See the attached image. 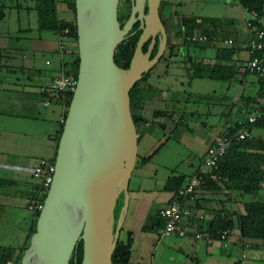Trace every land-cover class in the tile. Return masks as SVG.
Returning <instances> with one entry per match:
<instances>
[{
  "label": "crops",
  "instance_id": "crops-1",
  "mask_svg": "<svg viewBox=\"0 0 264 264\" xmlns=\"http://www.w3.org/2000/svg\"><path fill=\"white\" fill-rule=\"evenodd\" d=\"M30 1L32 0H22V3L31 7ZM57 10L58 18H72L71 14L62 8ZM20 15L23 17H19ZM20 15L12 18L11 26L0 28V138L4 141L3 150L0 149V179L8 181L0 184V187H5L4 190L0 188V209H6L8 206L3 204L4 201L1 202L4 198L24 200L26 209L27 197L33 191L34 183L27 169L37 159H49L52 156V137L59 129L60 108L53 100L43 105L44 97L39 88L45 86L48 80L60 71L61 60L70 58L57 54V36L54 33L38 32L35 29V14L32 10H26ZM187 16L213 20L215 29L210 38L211 42L203 46L202 53L195 58L208 65L219 61L230 66L231 74L227 81L202 79L205 80V86L218 82L216 86L226 93V100L219 102V105H230V108L227 112L223 108V111L219 112L222 114L215 115L208 125L188 128L181 121L184 115L176 114L183 113L180 112V104L176 105L177 100L173 98L166 102L169 92L171 96L178 92L170 91L171 89L166 87V90H160L148 83L147 78L139 82L140 88L151 89L148 95L146 94L149 97L151 94V97L145 102H154L156 108L144 114V102L140 114L147 122H139L136 128V157L128 179L127 206L121 223L122 233L130 232L132 240L126 264H237L234 257L231 258L235 251L239 252V258L244 260L243 264H264V248L261 247L260 240L238 239L235 215L230 213V210L237 213L242 207L236 202L238 194L233 190L228 191L227 202L224 200L222 203L223 195L220 191L198 187L193 197L182 199L180 204L191 215L180 223L185 229L191 227L195 220L194 215L201 217L196 223L199 229L198 225L202 226L212 219L215 211L228 208L225 211L228 213H221L232 222L225 247L218 241L205 243L176 235L162 238L157 236L162 225L157 215L158 210L164 207L171 197V194L163 189L166 177L174 174L189 176L199 167L202 154L213 137L233 126L240 115L249 109L253 97L261 88L258 78L244 69L249 59L246 46L248 35L244 24L250 21L252 25L264 31V0H261L256 21L250 11L240 6L237 0H218L213 3L212 8L208 5L204 12ZM207 24L206 22L205 25ZM222 49H227L228 53H222ZM186 65L188 67V63ZM193 79L201 80H190ZM228 89L231 90L230 93H227ZM210 90L200 97L215 95V92ZM156 100L161 101L160 106H156ZM165 109L168 110L166 114H170V118L160 116L151 120L153 110ZM52 125L55 128H52ZM246 131L250 137L264 138V128L254 127ZM167 141L170 144L159 159L158 152ZM146 157L145 161H141ZM179 161L186 164V172L173 170ZM259 196H264V176ZM15 211L16 209L12 208L10 214L6 213L10 216L7 224L0 221V246L11 247L16 253V249L24 246L27 241L33 217L26 209L28 216L20 217V220L14 223L11 220L16 216ZM5 240H15L16 243H6Z\"/></svg>",
  "mask_w": 264,
  "mask_h": 264
},
{
  "label": "water",
  "instance_id": "water-1",
  "mask_svg": "<svg viewBox=\"0 0 264 264\" xmlns=\"http://www.w3.org/2000/svg\"><path fill=\"white\" fill-rule=\"evenodd\" d=\"M159 1L130 0L127 18L119 25L118 0H73L75 86L56 142L51 180L18 264H68L78 242L79 264H112L136 157L128 92L165 47ZM135 22L139 34L127 67L120 68L113 62L114 50ZM156 32L159 40L149 58Z\"/></svg>",
  "mask_w": 264,
  "mask_h": 264
},
{
  "label": "trees",
  "instance_id": "trees-1",
  "mask_svg": "<svg viewBox=\"0 0 264 264\" xmlns=\"http://www.w3.org/2000/svg\"><path fill=\"white\" fill-rule=\"evenodd\" d=\"M7 2H13L14 5H8ZM31 7H24L26 10H32L35 14V29L39 32L48 31L57 35H63L71 39L75 43V26L73 20V0H32ZM160 1V6H161ZM240 6L248 11H253L256 15H259L261 8V0H237ZM22 0H0V22L5 17V9L13 8L15 10L22 9ZM62 8L65 12L71 14L72 18L69 20L60 19L57 16L58 8ZM175 13V11H174ZM126 18V17H125ZM125 18L122 16H117V21L121 25ZM208 23L205 25V23ZM214 23L213 20H208L204 18L196 19L194 16H184L180 17V36L179 43L175 46V53H178L179 49H184L187 47L203 48V46L208 45L211 42L210 38L214 35ZM210 27V28H209ZM66 29V33L63 30ZM200 30V31H198ZM194 32H201L206 35L208 41L203 42H191L185 39L186 36H190ZM139 34V29H137L136 24H133L129 33L125 35L122 40L117 44L114 54L113 62L116 66L120 68H126L128 65L129 58L133 51V47L137 36ZM148 40L146 39L142 46V52L145 51ZM171 47V46H170ZM155 47L151 50L150 56L154 53ZM170 49V48H168ZM232 49V48H231ZM231 51V50H229ZM222 53H228L227 49H222ZM263 51L254 52L256 56L262 55ZM172 53L169 51L168 56ZM188 63L187 67V78L190 80L192 78L199 79H212V80H229L231 74L230 66L223 65L219 61L212 65L204 64L195 57H191L185 53ZM65 61H60V69L67 74L71 73L76 75L77 69V57L76 53L68 56ZM219 60V59H218ZM0 65V69H1ZM147 74L141 76V78L134 83L128 92V109L131 115V119L135 125V130L138 127L139 122H147L142 115L143 103L150 99L147 96L151 89H142L139 87V82L144 81L147 78ZM261 90V88H260ZM259 92H257L258 94ZM44 99L53 100L55 103L58 98L49 97L45 93L41 92ZM147 94V95H146ZM255 97V96H254ZM252 104L249 109L252 108ZM57 99V100H55ZM70 99V94L65 97V105L67 106ZM247 110V111H248ZM244 111L242 115L234 122L232 127H228L224 133H220L219 137H228L238 132L240 130H249L250 128H264V108H262L261 114L252 123H247L245 119ZM166 116L170 118V114H166L163 110H154L151 112V120L156 117ZM192 116V114L190 115ZM151 122V121H150ZM62 123H59V129L52 137V156L49 160H53V155L56 147V142L59 136L60 127ZM205 152L202 154L204 156ZM202 157L200 160L199 167L189 175L184 176L181 174L169 175L166 177L163 189L171 194V197L175 196L177 189L182 187L188 179L193 175L200 177L199 187L203 189H211L220 191L223 196H221V202L225 200L227 202L228 191L233 190L236 192L237 201L241 204V211L235 213L234 210H230V213L235 215L234 223L238 232V239H257L261 241V247L264 248V196H259L260 184L264 176V138H254L247 136L242 139L231 138L229 145L225 153L220 156L214 163V167L208 168L202 165ZM146 158H142L141 161H145ZM30 176V175H29ZM33 180V178L30 176ZM33 190L36 187V182L33 180ZM8 183L5 179H0V184ZM225 191V192H223ZM194 194L191 196L193 197ZM35 196L34 191H31L27 197L28 202L32 200ZM170 197V198H171ZM187 198V197H186ZM181 204L182 199H178ZM169 202V201H168ZM121 205V195L118 196L113 209V217L115 219L119 206ZM228 209V208H227ZM227 209H220L218 212H214L212 219L208 220L202 226L198 225L199 229H204L205 231L215 233L216 230L226 229L230 231L232 227V222L227 220L221 215ZM229 211V210H228ZM228 213V212H225ZM37 212L32 214V225L28 236L33 231L34 220ZM158 215V214H157ZM159 218V217H158ZM160 219V218H159ZM161 220V219H160ZM162 222V221H161ZM204 227V228H203ZM131 233L126 231L122 233L121 226L118 233L117 241L113 247L111 253V263L112 264H126L129 259L130 248H131ZM27 241L24 246L16 249L6 246H0V264H5L6 261H12V264H18L22 250L26 246ZM223 247V246H222ZM81 258V243L78 242L75 251L71 252L68 264H79Z\"/></svg>",
  "mask_w": 264,
  "mask_h": 264
},
{
  "label": "built area",
  "instance_id": "built-area-1",
  "mask_svg": "<svg viewBox=\"0 0 264 264\" xmlns=\"http://www.w3.org/2000/svg\"><path fill=\"white\" fill-rule=\"evenodd\" d=\"M253 19L256 21V14L250 11ZM245 32H247V50L249 52V59L244 65V69L254 74L261 85V90L254 97L252 108L245 113V119L247 123H252L261 114L262 108H264V58L254 55V52L264 50V31L258 29L252 25L250 21L245 24ZM66 33V29L63 30ZM186 40L191 42H207L208 38L201 32H194L190 36L185 37ZM211 40V39H210ZM56 52L59 56H70L76 53L75 43L70 38L57 35L56 37ZM226 42V40H225ZM229 42V40H227ZM264 54V53H263ZM264 56V55H263ZM45 63H48L45 61ZM75 86V76L71 73L65 74L62 69L51 77L45 86L39 88L40 92L45 93L49 97L58 98L56 103L60 108L59 123H62L66 105L65 97L67 94L72 93ZM48 100L43 101V105H47ZM248 136L246 130H240L235 132L231 136H215L211 143L206 147L205 154L202 157V165L208 168L214 167L215 161L222 156L231 140V138L242 139ZM29 175L36 182L34 188L35 196L32 200L27 202L26 209L32 214L38 212L41 207L43 196L50 183L53 172V161L49 159H37L36 162L27 169ZM200 177L193 175L186 183L177 189L175 196L171 197L169 202L158 210V217L162 221L161 228L157 232L159 238L167 237L170 235H176L182 238H190L194 241H203L205 243H211L212 241H218L221 246L225 247L228 242L229 231L226 229L216 230L215 233L205 231L204 229H197L196 223L200 220L199 215H194V222H192L189 229L181 227L180 223L183 219L190 217L191 215L185 209H183L178 199L191 198L195 190L199 187ZM5 264H12V261H6Z\"/></svg>",
  "mask_w": 264,
  "mask_h": 264
},
{
  "label": "rangeland",
  "instance_id": "rangeland-1",
  "mask_svg": "<svg viewBox=\"0 0 264 264\" xmlns=\"http://www.w3.org/2000/svg\"><path fill=\"white\" fill-rule=\"evenodd\" d=\"M160 1L161 6H160ZM158 5V16L161 21H163V24L165 23L166 26V46L163 49L161 55L155 62V64L148 70L147 74V81L153 86H157L156 88H160V90H163L168 88L171 89L170 91H176L175 96H171L170 92L166 96V102H169V100H173L175 98L176 105L180 104V112L183 113H176L177 115L182 114L184 115L182 117V123L186 124L188 128H195L200 127V125H208L214 118V116H220L223 111V108L225 109V112L228 111L230 108V105L221 106L219 105V102L225 101V94L224 92H221L219 89V86H216L218 82H215V84H207L205 86V80H198L193 79L189 80L187 78V65H186V56L187 55L191 57H196L197 55L201 54L203 50L196 47H187L184 49H179L177 51L178 53H175V46L179 43V39H181L180 36V18L187 16V14L197 15L205 11L206 6L213 7V3H217L218 0H160ZM8 5H14L13 2H7ZM22 9L15 10L13 8H6L5 11V17L0 22V28H5L6 26H11L12 18L16 17V15H20L26 11L25 4H22ZM130 9V2L129 0H118L117 7H116V15L122 16V18H125ZM175 11V13H174ZM19 17H23L20 15ZM173 31V33H171ZM171 46V47H170ZM170 48V49H168ZM171 52L172 55L168 56V52ZM142 82V81H141ZM140 82V83H141ZM192 83V84H189ZM210 83V82H207ZM214 83V82H212ZM213 85V86H212ZM165 89V90H166ZM211 89V90H210ZM210 91H214L215 95L211 97H200L201 94L208 93ZM159 92V91H156ZM231 90L228 89L227 93H230ZM178 95V96H177ZM184 95V96H182ZM217 95V96H216ZM225 95V96H224ZM184 97V98H183ZM182 98V99H180ZM157 101L156 106H160L159 100ZM225 104V103H224ZM182 105V106H181ZM175 106V105H174ZM156 108L154 105V102H145L143 106V112L144 114H147V112L151 109ZM179 110L178 108H176ZM154 111V110H153ZM166 112H168L167 109H165ZM175 114V113H174ZM192 114V116H190ZM234 114V113H233ZM160 124L161 120H158ZM158 123V125L160 126ZM52 128H55L52 125ZM160 133V132H159ZM168 140V139H167ZM170 144L169 141H167V144H164L159 152H158V158L161 159L163 153L165 152L166 148ZM4 141L0 138V149L3 150ZM184 153V151L182 152ZM11 160V158H8ZM197 161H195L196 163ZM183 162H178L176 166L173 168V170L177 172H186L187 166ZM7 172V171H4ZM159 172V171H158ZM2 190H4V186L0 187ZM4 201V202H3ZM3 204L8 205L6 209L1 208L0 209V221L2 223L7 224L10 221V216H8L6 213L10 214V210L12 208H15V214L16 216L12 218L11 221L14 223H17L18 220H20V217H26L28 216V212L26 211L24 207V200L21 199H8L4 198L1 200ZM14 207H9L13 206ZM6 214V215H5ZM3 216V220H1ZM6 235L8 232L5 230ZM17 235V234H16ZM6 243L14 244L16 242L13 241H7ZM15 253V252H14ZM239 252L235 251L232 253L231 258L234 257V260L237 264H243L244 260L239 258L238 255Z\"/></svg>",
  "mask_w": 264,
  "mask_h": 264
},
{
  "label": "flooded vegetation",
  "instance_id": "flooded-vegetation-1",
  "mask_svg": "<svg viewBox=\"0 0 264 264\" xmlns=\"http://www.w3.org/2000/svg\"><path fill=\"white\" fill-rule=\"evenodd\" d=\"M129 2H130V0H129ZM159 5V4H158ZM157 10H158V8H157ZM142 12L143 13H145V6L143 7V10H142ZM159 17V16H158ZM126 18H127V16H126ZM125 18V19H126ZM125 19H124V21H125ZM123 21V22H124ZM159 21H160V23H161V25L163 26V31H164V33H165V46H166V39H167V34H166V26H165V23L163 24V21H161L160 20V18H159ZM134 24H136V27L138 26V22H135ZM147 40H148V42H149V38H147ZM158 40H159V33L158 32H156L155 33V35H154V39H153V44H152V48H151V50L155 47V49H154V53H155V51H156V46H157V42H158ZM165 48V47H164ZM151 50H150V52H151ZM153 53V54H154ZM153 54L150 56L149 55V58L150 57H152L153 56Z\"/></svg>",
  "mask_w": 264,
  "mask_h": 264
}]
</instances>
